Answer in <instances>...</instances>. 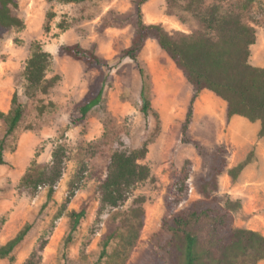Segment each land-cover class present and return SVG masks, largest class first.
<instances>
[{
  "label": "rangeland",
  "instance_id": "obj_1",
  "mask_svg": "<svg viewBox=\"0 0 264 264\" xmlns=\"http://www.w3.org/2000/svg\"><path fill=\"white\" fill-rule=\"evenodd\" d=\"M206 2L220 3L224 10L240 12L256 28L257 41L251 47L250 62L264 67V0ZM134 9V0L83 3L19 0L16 13L25 20L26 26L9 31L0 45V110L11 108L15 92L21 95L27 110L6 142V162L0 165V245L16 236L27 223H32L33 228L18 247L16 259L4 258L0 264H23L43 243L46 246L41 264L137 262L153 244L157 246L155 236L171 214L167 203L174 197L173 173L185 169L189 176L188 192L175 207L176 211L202 197L197 178L206 170L207 162L187 139L200 142L208 152L223 146L230 167L254 152L252 162L238 179L232 180L228 174L221 177L220 194L241 200L242 208L235 214L237 226L264 234V137L258 134L260 123L244 118L246 121L232 125L227 117L213 119L201 113L198 119L194 118L192 130L190 126L185 131L186 111H175L173 103L166 108L171 100L169 88L157 94L154 85L149 96L155 112L146 116L142 112V81L136 77V65L128 58L120 59L135 33ZM168 17L180 24L172 32L191 33L201 28L190 13L171 12L167 0H149L143 6L146 22L164 23ZM76 42L107 58L114 68L91 67L61 52L62 44ZM38 44L52 55L48 77L60 75L61 80L49 92L30 98L25 93V68ZM147 49L149 55L159 52V71L167 67L164 60L167 53L157 40L154 44L148 43ZM102 82L105 84L102 102L85 121L73 123L79 116L77 105L89 90L98 89ZM40 107L44 109L42 112ZM146 141L149 151L141 161L151 167V178L136 185L118 208L101 209L97 187L106 176L113 152L140 148ZM59 145L66 148L65 167L52 197H48V187L34 192L22 186L21 180L28 169L34 163L50 165ZM71 184L75 195L69 202ZM140 207L144 211L142 226L141 219L134 218L135 210ZM83 208L86 216L69 236L70 213ZM131 223L137 229L129 226ZM108 238H112L109 254L101 259L103 242Z\"/></svg>",
  "mask_w": 264,
  "mask_h": 264
},
{
  "label": "trees",
  "instance_id": "obj_2",
  "mask_svg": "<svg viewBox=\"0 0 264 264\" xmlns=\"http://www.w3.org/2000/svg\"><path fill=\"white\" fill-rule=\"evenodd\" d=\"M62 3H83L89 0H51ZM149 0H134L135 33L131 44L121 52L120 59L128 58L137 66L141 75L142 112L149 116L155 112L149 96L152 77L140 59L148 39L157 40L163 49L180 68L194 87L184 130L190 127L195 102L204 89L213 91L227 101V115H239L251 122H260L259 136L264 137V67L250 62L251 47L257 41V31L246 22L240 12L224 10L220 3L207 4L206 0H167L171 12H188L201 25L191 33L172 32L163 23H149L143 19V6ZM19 0H0V45L5 35L12 29H22L25 20L16 13ZM181 19H182V15ZM62 53L88 66L112 70L109 60L95 50L81 43H67L60 46ZM120 59L118 62H120ZM52 55L40 44L28 59L25 68L26 90L30 98L39 93H47L60 80V75L48 77ZM104 82L98 89L89 90L77 105L78 118L75 124L85 121L88 114L98 106L104 97ZM26 104L21 95L15 92L8 111L0 110V165L6 162L5 149L8 138L13 135L26 114ZM40 112L44 109L39 108ZM160 119V116H158ZM199 154L206 160V170L197 178L201 198L185 208L175 210L188 192V174L185 169L172 175L174 197L167 203V216L162 229L156 234L157 246L153 244L147 253L134 264H259L264 261V234L261 231L239 227L235 224V214L242 208L239 199L220 194V179L228 174L232 180L238 179L243 170L252 162L254 152L237 165L230 167L226 149L219 146L208 152L204 146L191 139ZM149 151L148 142L133 150L117 149L111 156L106 176L100 181L97 190L100 194L101 209L118 208L127 201L132 189L152 176L151 167L143 163ZM66 159V148L59 145L53 152L50 165L34 163L21 180V185L36 192L40 187H48L51 198L55 186L62 179ZM75 195L74 185H70L67 201ZM86 209L72 210V236L86 216ZM144 211L135 210L134 218L141 219ZM133 229L135 223H131ZM33 228L27 223L13 238L0 245V260L16 259L18 247L25 241ZM137 229V228H136ZM112 238L103 242L101 259L109 254ZM45 243L35 248L23 264H41ZM124 248L127 245L122 243ZM117 256H115L116 258Z\"/></svg>",
  "mask_w": 264,
  "mask_h": 264
},
{
  "label": "crops",
  "instance_id": "obj_3",
  "mask_svg": "<svg viewBox=\"0 0 264 264\" xmlns=\"http://www.w3.org/2000/svg\"><path fill=\"white\" fill-rule=\"evenodd\" d=\"M148 22L153 23V21H148ZM163 24L168 30H172L173 28L174 29L180 28L179 22L169 17L167 20L164 21ZM154 42H156L155 39H148L144 49L140 53V59L145 64V66L147 67V69L151 74L152 82L155 87V92H157L158 94L159 90L168 87L169 88L168 98H170L171 100L166 106V108L173 103L172 107L175 111L180 110V112L186 111L187 113L191 98L194 94V87L187 80L183 71L177 67L175 62L166 53H165L166 57L164 56V60L166 61L167 67L165 68L163 67L162 71H159V65H158L159 61H157V53L159 52H153L152 54L149 55L147 49L148 43L154 44ZM136 77L141 79V75L137 66H136ZM186 80L190 84L187 83ZM212 92L213 91L209 89H204L201 91L200 96L197 98L195 102L193 121L190 125L191 130H192V124L194 122V118L195 120L198 119V115H200L201 113L210 115L213 119L217 117H220L222 120L225 119V117L229 118L227 115V107H228L227 101H225L222 98L221 99L216 98L212 94ZM155 106H157V108H159V110L162 111V107L158 105V103L155 102ZM236 116L239 115H234L231 118H229L231 120L232 125L246 121V119H244L245 117L240 116L243 118H235ZM238 119L240 120L238 121ZM260 127H261V123H260ZM197 137L203 139L202 136H197Z\"/></svg>",
  "mask_w": 264,
  "mask_h": 264
}]
</instances>
